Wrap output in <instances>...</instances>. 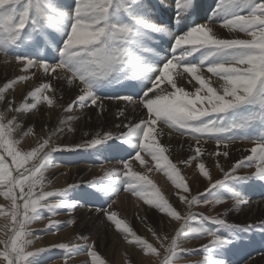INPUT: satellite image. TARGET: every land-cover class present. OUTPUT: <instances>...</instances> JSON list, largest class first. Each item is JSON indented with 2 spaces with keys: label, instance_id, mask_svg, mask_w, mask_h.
Here are the masks:
<instances>
[{
  "label": "snow or ice",
  "instance_id": "1",
  "mask_svg": "<svg viewBox=\"0 0 264 264\" xmlns=\"http://www.w3.org/2000/svg\"><path fill=\"white\" fill-rule=\"evenodd\" d=\"M170 6V0H159L151 7L161 10ZM198 7L197 0H175V23L194 15ZM148 8L144 0H75L74 4L70 0L67 8L57 6L53 0H0V55L6 64L15 61L24 72L0 87V196L9 201L7 206L0 205V216L8 221L6 238H0L2 264H36L38 257L53 249L63 255L49 264H69L76 257H82L77 264H108L97 251L98 240L83 232L64 242L32 248V224L48 220L41 231L51 235H56L62 225H77L74 217L66 221L55 217L61 209L69 214L76 211L79 201L68 200L67 194L81 184L111 197L106 209L89 207V211L93 216L103 213L123 241L138 250L136 257L124 253L122 264H145L144 257H156L159 264H181L193 252H202L203 258L187 264H232L228 245L239 237L222 236L219 229L264 231V219L243 225H233L228 219L230 212L249 208L253 203L264 206V198L253 201L229 187V182L237 180L259 181L264 187V0H228L227 4L217 0L207 21L180 34L149 19L144 14ZM245 11L247 14H242ZM221 15L224 19L220 28L229 33H245L250 39L225 38L214 23ZM50 31L59 33L60 38L50 36ZM152 33L171 37L167 54L157 53L149 46ZM24 45L34 54L12 52ZM146 53L151 54L150 59ZM40 70L45 82L20 100L10 95L18 83L29 81ZM213 77L216 86L212 85ZM123 80L139 81V85L131 87H139L140 91L109 97L96 92L102 83ZM184 85L194 90L188 91ZM66 91L72 93L67 99ZM108 101H115V112H108ZM39 105L56 113L57 119L53 126L42 127L36 133L32 117ZM86 109H92L97 119L111 115L113 126L119 131L83 132L79 143L60 142L70 134L74 138L80 136L81 130L74 122L87 115ZM138 110L140 115L133 121L131 116ZM164 127L171 130L169 136L176 133L194 141L195 147L188 145L191 155L180 161L183 164L200 161L205 155L202 142L214 141L216 150L207 152V156L213 158L211 163L223 173L222 178L214 180L205 163L199 162V173L207 184L203 191L193 194L177 163L166 155L168 148L156 139L164 134ZM17 129H24L25 136L35 134L36 146L23 151L14 137ZM251 129L256 131L254 137L247 135ZM237 132L242 135H234ZM111 141L135 148L134 155L121 160V169L109 170L106 175H114L117 184L122 182L125 186L124 191L160 214L161 222L155 226L144 217L139 218L155 243L111 210V203L121 190L117 184L95 180L52 190H48L50 181L45 184V173L59 167L52 162V153L88 151L101 145L118 150L119 145L109 144ZM238 141L252 144L243 149L250 154L236 159L226 170L220 160L229 159L230 146ZM141 153L155 161L156 169L172 180L179 190L176 199L185 211L170 203L147 175L131 170L133 160L146 163ZM96 158L108 160L103 153ZM253 167L254 171L242 174V170ZM219 187H226L230 196L208 198ZM227 199L231 204L216 215L192 211L198 206L223 205ZM210 224L217 228H209ZM169 225L174 234L165 230ZM205 237L208 243L199 249L183 244L190 238ZM245 264H252V259Z\"/></svg>",
  "mask_w": 264,
  "mask_h": 264
},
{
  "label": "rangeland",
  "instance_id": "2",
  "mask_svg": "<svg viewBox=\"0 0 264 264\" xmlns=\"http://www.w3.org/2000/svg\"><path fill=\"white\" fill-rule=\"evenodd\" d=\"M69 2L70 0H53V3L63 8H67ZM74 2L75 0H71V3L74 4ZM144 2L147 5H149V8L145 10L144 14L147 15L149 19L154 20L157 23L162 22L163 24L168 25V27L172 29L176 34L186 32L190 28V25L194 26L196 24L205 22V20H208L209 15L212 13L213 8H215L217 4V0H197L199 7L196 13L194 15H189L188 17H186L182 23L176 24L175 23V8H174L175 1L174 0H170V5H171L170 7L166 9H161V10H157L151 7L152 5L158 4L159 0H144ZM223 3L227 4L228 0H223ZM242 14H247V12L245 11ZM203 18H205V20ZM201 19L203 21H201ZM223 19L224 17L222 15L218 16L215 18L214 23L216 24L217 30L225 38L235 37V38H241V39H250V37L247 36L245 33H241V32L229 33L227 29L225 30L223 28L218 27L222 23ZM224 32H227V33H224ZM49 35L52 37L60 38L59 33L55 31H50ZM167 37H168L167 35L152 33L149 37L148 44L150 47L154 48L157 53H160L161 51H163L164 54H167L168 49L172 46V43L169 40V38L171 39V37L169 36L168 39ZM12 52L14 54H19V55H33L34 54L28 45H24L23 47H19V48H14L12 49ZM195 55L198 57L199 53H196ZM145 56L146 58H149V59L151 58V54L146 53ZM152 58H155V57H152ZM20 74L22 75L24 74V72L19 66L16 65L15 61H13L11 64H6L5 59L3 57H0V87H2L3 84L8 82L9 80H15L16 77ZM29 75H31V73H29ZM43 82H45L43 79V72L42 70H40L39 72H37V76L32 77L29 81L18 83L15 86V89L10 92V95H15L17 100H20L22 96L27 95L29 91H31L34 87L38 86L40 83H43ZM215 82H216V78L213 77L212 79L213 86H216ZM139 83H140L139 81H128V80L113 81L111 83L106 82V83L100 84L96 88V92L99 96H102V97L127 95V94H132L133 92L138 93L140 91L139 87L133 88L131 86L139 85ZM162 86H166V85H162ZM184 86L186 87V90L188 91L194 90L190 86H186V85ZM67 93H70L72 95L70 91H66L65 99H67L68 96H70ZM106 104L109 106L108 107L109 113L115 112L116 109L115 107L112 106L115 104V101H108L106 102ZM38 109L39 110L37 111L35 117H32L34 121V127H35L36 133H39L42 127L46 129V128L51 127V125L53 126L56 123V119H57L56 113L54 112L49 113L44 105H39ZM85 112L88 114L87 115L88 117L93 118L87 121L88 123H92L91 125L92 127H90V125L86 121L83 120L85 118L84 116L82 120L74 122V126H77L81 130L80 136H77L74 138L70 134L66 138H63L62 141L60 142L79 143L81 142V137H82L83 132H89L91 134V133H95L96 131H108V130H111L113 132L119 131V129L116 130V128H114L112 121L109 120V115L106 117V119H103V123L104 122L105 123L102 125V121L98 120L95 117V115H93L92 109L90 110L86 109ZM76 114L78 115L80 114L79 110H77ZM134 115H136V117ZM138 115H140L139 110L138 112L132 114L131 119L135 121ZM164 128L168 131V133L171 131L167 127H164ZM159 129H160V126H157L156 130L158 131ZM125 131H127V129H125ZM23 132H24V129H17L16 132L14 133V137L20 141V146L22 150L28 151L30 150L31 147L36 146V143H37L36 135L30 134V135L25 136L23 135ZM251 134L254 137L256 135V131L254 129L249 130L247 135L251 136ZM234 135L239 136V135H242V133L237 132V133H234ZM180 138L190 141L189 137L180 136L179 134H176V133H172L171 137L170 136L166 137V135L164 134L162 136L156 137L160 145H163L168 148V152H166V155H169V159H171L173 163H177V167L180 168L181 175L185 177V180L188 182L189 187H191V189L193 190V194H195L198 191H203L207 184L203 181H199L195 179V178H198L197 175L198 176L200 175L201 177H203V175L200 174L198 170L197 165L199 162L205 163L206 167L211 171L212 177L214 180L215 178L216 179L222 178L223 173L220 172L217 168H215L214 165L211 163L212 157L207 156V149L209 150L208 152L216 150V146H214L215 145L214 141L209 140L207 143L202 142L201 146L204 149L205 155L201 157L200 161H195V162L192 161L189 164H183V163H180V161H183L188 156H190L191 152L190 154L188 152L186 155H183L182 152L184 151V149L181 150L180 152L179 150H174L173 142H175V140H178L179 148L180 146H182L181 145L182 141ZM109 144L119 145V149L113 151V150H109L108 145H101V146H98V148L96 149H91L88 151H85V150L58 151V152L52 153L51 160L54 164H58L59 167L50 168L45 173V176H46L45 184L48 185V182L49 181L51 182L48 190H52V189L60 188V187H66L67 184L69 183L95 181V180H102L106 183L117 184V181L114 175L113 176L106 175L108 169L109 170L121 169L122 168L121 160H127L130 156L134 155L135 149H133L134 147L128 144H120L119 141H111L109 142ZM250 146L251 145L249 146L246 145L245 142L238 141L237 144L230 146L231 150H230L229 159L228 160L221 159L220 163L223 164L225 169L227 170V167L229 166L230 163L232 162L235 163L236 159H239L242 156H246L250 154L249 152L243 151L244 148L246 149V148L252 147ZM237 149L240 151H238ZM101 153H103L104 158L108 160H104V161L97 160L96 158L97 155ZM62 157H67V160L69 163L68 162L66 164L62 163L61 160L62 161L64 160L62 159ZM142 157L144 158L146 163L141 164L139 161L133 160L132 165H131V170L134 172L147 175L149 179H151L153 183L156 185L157 189L161 192V194L164 193V196L169 200L170 203H172L174 206H178V210L185 211L186 209L184 208V206L180 205L178 200L176 199L179 193V190L176 189V187H173L175 185L172 182V180L168 179L167 175L162 170L156 169V162L151 160L150 157L146 156L145 154H143ZM59 163L60 164L62 163L63 165L62 164L60 165ZM62 166L63 168H61ZM103 166H104V170H103ZM64 167H67V168H64ZM73 168H76L75 171L73 170ZM148 168H152V171L148 172ZM247 171L250 172L249 169L242 170V174L243 172H247ZM123 179L124 178L122 177L121 181ZM167 181H168V184H167ZM117 186L120 187L121 190H120L119 196L114 198V202L111 203V210L117 212L118 218L125 220L134 230L138 232V234L146 236L151 242L155 243V241L151 237V234L145 228L144 224L141 223V221H139L140 220L139 218L144 217L148 221L149 224H153V226H155V224H159V222H161L160 214L157 212V210L148 206L142 199L132 195L130 192L124 191L123 188L125 186L122 184V182L117 184ZM168 186L170 188H168ZM229 187H231L235 191L239 192L242 196L250 200L252 199L259 200L261 198H264V187L261 186V182L259 181H255V180L231 181L229 182ZM37 191H39V189H37ZM228 196H230V193L227 190V188L219 187V188L213 189L212 192L209 193L208 198H212V197H225L226 198ZM67 199L71 201H79V205L77 206L76 211L69 214L66 211V209H61L60 214L56 216L55 219L60 220V221H66L68 219L75 217V219L77 220V225H73L70 227H64L62 225L60 231L57 232L56 235H51V234H46L45 232L41 231L42 229L45 228V225L48 223V220H44L42 222H36L32 224L31 230L33 232V235L32 237H30L34 241L32 248L47 246L49 242H64L67 239L73 238L77 233L83 232L84 234L90 235L93 238L98 240L97 251L100 253V256L103 259L108 261V264H122V261L125 259L124 253H127L128 256H131V257L137 256V253L135 252L136 251L138 252V250L133 249L132 247H130L123 241V238L120 235V233L114 228L113 225H111L109 222L105 220L103 213H98L94 217L93 214L90 213L89 211V207L93 209H106L111 202L110 196H106L98 192L96 188L89 187L87 184L85 185L81 184L79 187L71 190L67 194ZM8 204H9V201H6L2 196H0V205L7 206ZM230 204H231V200L227 199V202L223 205H216L215 207L198 206V207L193 208L192 211L203 212L206 215H216L218 212H223V210L227 208ZM252 206H250L249 208H245L243 210H239L240 212L239 211H234L232 213L230 212L229 214L231 215L228 214V219L230 223L233 225H243L246 223H258L260 219H264L263 217L264 215L261 216L260 219H257L255 221L252 220V222L251 221L245 222V220L243 221V219H241L242 214L246 213L245 211H248L249 209H251L254 212L261 205L257 204L256 206V204L253 203ZM45 215L47 216L48 214L45 213ZM97 219L99 220V226L95 225V224H98ZM7 223L8 221L4 217L0 216V238H6L4 236V232H5V225ZM172 223L175 224L174 221ZM176 226L178 227V225ZM208 227L211 229L217 228L216 225L214 226L211 224ZM165 230L169 233L174 234V229L171 225L167 226ZM232 230H239L243 234L241 236H237L236 233L231 232ZM219 234L222 236H227L230 239L233 236L239 237V239H236L232 245H228V248L231 249L230 259L232 261V264H245V261H248L252 258H253L252 264H264V256H261V253H264V231H262L259 228H253L251 230L220 228ZM37 236L41 237V239H36ZM206 238L207 237L200 238V239L190 238L194 245L190 247L189 249H199L202 244H206V242L208 243V240L206 242H203V239H206ZM188 240L183 241V244L186 248H187ZM244 241H247V243H245ZM253 247H255V249L252 250ZM61 255H63V253L60 252V250L53 249L51 252L44 253L42 256L38 257L36 264H49L50 260L59 259ZM203 255L204 254L202 252H193L191 255L185 257V260L182 261L181 264H187V261L189 260H200L203 258ZM194 256H198L197 259L196 257L194 259ZM81 259L82 257H80V259L79 257H76L73 261H70L69 264H77V262L80 261ZM144 261L146 264H159V260L156 257H144ZM0 264H2V262H0Z\"/></svg>",
  "mask_w": 264,
  "mask_h": 264
},
{
  "label": "bare ground",
  "instance_id": "3",
  "mask_svg": "<svg viewBox=\"0 0 264 264\" xmlns=\"http://www.w3.org/2000/svg\"><path fill=\"white\" fill-rule=\"evenodd\" d=\"M175 1V0H174ZM174 3V2H173ZM199 17V16H198ZM201 18V17H200ZM204 20H205V18H203ZM208 19V18H207ZM199 20V19H198ZM201 21H203L202 19H201ZM205 21H207V20H205ZM215 21V20H214ZM217 21H218V19H217ZM162 23V22H161ZM192 24V23H191ZM190 27H191V25H190ZM219 27V26H218ZM188 28H189V26H188ZM226 30V29H225ZM222 32V31H221ZM224 33H227V32H224ZM169 38V36L167 37V39ZM169 40H170V42L172 43V40L169 38ZM168 41V40H167ZM0 57H3L4 59H5V57L4 56H1L0 55ZM10 70V69H9ZM13 72V71H12ZM14 73V72H13ZM42 74V73H41ZM21 75V74H20ZM12 76V75H11ZM15 77V76H14ZM13 77V78H14ZM213 79V78H212ZM216 83V82H215ZM21 88V87H20ZM20 90V89H19ZM68 95H70L71 96V94L70 93H67ZM90 110V109H89ZM90 112V111H89ZM138 112V111H137ZM88 115V114H87ZM87 115H84L85 116V118H84V116H83V120L84 121H88L89 119H93L92 117H88ZM135 117H136V115H134ZM51 119V118H50ZM114 118L111 116V115H109V120H113ZM98 120H100V121H102V125L105 123H103V119H98ZM97 120V121H98ZM108 120V119H107ZM47 122H49V121H47ZM83 122V121H82ZM99 122V121H98ZM88 123V122H87ZM87 123H85V124H87ZM84 124V123H83ZM89 125H90V127H92L91 125H92V123H88ZM52 126V125H51ZM82 127V126H81ZM94 127H95V125H94ZM101 127V126H100ZM83 129V128H82ZM117 130V129H116ZM160 130V129H159ZM158 130V131H159ZM163 133H164V135H166V137H168L169 135H168V131L165 129V128H163ZM164 137V136H163ZM171 137V136H170ZM80 139V138H79ZM169 139V138H168ZM167 139V140H168ZM181 139V141H182V146H180V148L178 147L179 146V143H178V140H175V142H173L174 143V150H179V152L181 151V150H183L184 149V151L182 152V154L183 155H186L188 152H189V154H190V150H189V147H188V145H189V143H192L193 144V147H195V143H194V141H187L186 139H183V138H180ZM190 139V138H189ZM166 140V141H167ZM171 140H173V139H171ZM170 141V140H169ZM34 142V141H33ZM69 142V141H68ZM167 143V142H166ZM169 143V142H168ZM237 144V143H236ZM210 146V145H209ZM214 146H216V145H214ZM249 146V145H248ZM252 146V145H251ZM250 146V147H251ZM238 147V146H237ZM247 147V146H246ZM173 148V147H172ZM133 149H135V148H133ZM207 149V148H206ZM245 149V148H244ZM222 150V149H221ZM238 150V149H237ZM98 151V150H97ZM209 150L207 149V152H208ZM235 151V150H234ZM233 151V152H234ZM238 151H240V150H238ZM171 152V151H170ZM237 152V151H236ZM244 152H246V151H244ZM144 153H141V156L143 155ZM176 154V153H175ZM174 154V155H175ZM180 155V154H179ZM80 156V155H79ZM238 156V155H237ZM179 157V156H178ZM184 157V156H183ZM70 158V157H69ZM205 158H207V157H205ZM239 158V157H238ZM60 159V158H59ZM62 159H64L63 161L61 160V162L62 163H67L68 162V160H67V157H62ZM175 159H176V157H175ZM213 159V158H212ZM210 160V159H209ZM151 161V160H150ZM208 161V160H207ZM59 162V161H58ZM195 162V161H194ZM61 163V164H62ZM69 163V162H68ZM208 163V162H207ZM233 163V162H232ZM60 164V163H59ZM60 164V165H61ZM180 164V163H179ZM58 165V164H57ZM63 165V164H62ZM87 165V164H86ZM119 165V164H118ZM61 168H63V166L61 167ZM64 168H67V167H64ZM85 168V167H84ZM107 168V167H106ZM228 168V167H227ZM75 169L76 168H73V170L75 171ZM78 169V168H77ZM103 170H104V166H103ZM102 170V171H103ZM191 170V169H190ZM255 169H249V171H254ZM108 171H109V169H108ZM107 171V172H108ZM246 171V170H245ZM78 172V171H77ZM104 172V171H103ZM106 172V171H105ZM248 172V171H247ZM185 173V172H184ZM93 174V173H92ZM98 177V176H97ZM101 177H102V175H101ZM197 177L198 178H195V179H197V180H199V181H203V182H205V183H207V180L204 178V177H201L200 175L198 176L197 175ZM99 178V177H98ZM192 178V177H191ZM162 179V178H161ZM169 179V178H168ZM216 179V178H215ZM160 182V181H159ZM193 182V181H192ZM167 184H168V181H167ZM85 185V184H84ZM170 186V185H169ZM168 186V188H170ZM192 186V185H191ZM173 187H175V186H173ZM168 188H167V190H168ZM191 188V187H190ZM169 190H171V189H169ZM175 190V189H174ZM174 192V191H173ZM176 192V191H175ZM122 195V194H121ZM163 195H164V193H163ZM130 196V195H129ZM123 197V196H122ZM128 197V196H127ZM263 197V196H262ZM129 198V197H128ZM131 198V197H130ZM252 200H254L255 201V199H252ZM115 206V205H114ZM142 206V205H141ZM252 206V205H251ZM254 206V205H253ZM252 206V207H253ZM256 206H257V204H256ZM256 208V207H255ZM222 209H224V208H222ZM254 210V209H253ZM256 210V209H255ZM152 211V210H151ZM240 212V211H239ZM246 213H243L242 214V218L241 219H243V221L245 220V222H248V221H251L252 222V220L253 221H255V220H257V219H260L261 218V216H263L264 215V206H260V207H258L257 208V210L256 211H252L251 209H249L248 211H245ZM232 213V212H231ZM86 214V213H85ZM131 214V213H130ZM145 214V213H144ZM241 214V213H240ZM229 215H231V214H229ZM234 215V214H233ZM89 216V215H88ZM137 216H139V215H137ZM146 216V215H145ZM240 216V215H239ZM61 217V216H60ZM95 217V216H94ZM103 217V216H102ZM147 217V216H146ZM264 217V216H263ZM129 218H130V216H129ZM139 218V217H138ZM231 218V217H230ZM240 218V217H239ZM94 219V218H93ZM95 220V219H94ZM98 220V219H97ZM100 220H102V219H100ZM137 220V219H136ZM232 220V219H231ZM92 221V220H91ZM130 221V220H129ZM139 221H141V220H139ZM234 221V220H233ZM4 222V221H3ZM94 222V221H93ZM105 222V221H104ZM240 222V221H239ZM89 223V222H88ZM102 223H103V221H102ZM127 223V222H126ZM44 225V224H43ZM93 225V224H92ZM95 225H98L99 226V220H98V224H95ZM107 225V224H106ZM139 225V224H138ZM93 227V226H92ZM95 228V227H94ZM69 233V232H68ZM65 234V233H64ZM97 234V233H96ZM103 234V233H102ZM106 234V233H105ZM144 234V233H143ZM116 236V235H115ZM64 237V236H63ZM105 237H107V236H105ZM109 238V237H108ZM95 239V238H94ZM102 240V239H101ZM208 240V238H206V239H203V242H206ZM105 243V242H104ZM207 243V242H206ZM106 244V243H105ZM194 244H193V242L191 241V239H189L188 241H187V248H190V247H192ZM40 246V245H39ZM113 246V245H112ZM103 247V246H102ZM110 247V246H109ZM114 247H115V245H114ZM118 248V247H117ZM137 250V249H136ZM113 251V250H112ZM121 251V250H120ZM119 251V252H120ZM127 251V250H126ZM135 253H137V251L135 252ZM116 256V255H115ZM45 257V256H44ZM195 257H196V259H197V257L198 256H194V259H195ZM43 258V257H42ZM199 258H200V256H199ZM198 258V259H199ZM79 259H80V257H79ZM46 260V259H45ZM258 260V259H257ZM255 261V260H254ZM149 262V261H148ZM156 262V261H155ZM258 262V261H257ZM146 264V263H145Z\"/></svg>",
  "mask_w": 264,
  "mask_h": 264
},
{
  "label": "crops",
  "instance_id": "4",
  "mask_svg": "<svg viewBox=\"0 0 264 264\" xmlns=\"http://www.w3.org/2000/svg\"><path fill=\"white\" fill-rule=\"evenodd\" d=\"M75 218V217H74ZM211 225H214V224H211ZM73 226V225H72ZM215 226V225H214Z\"/></svg>",
  "mask_w": 264,
  "mask_h": 264
}]
</instances>
